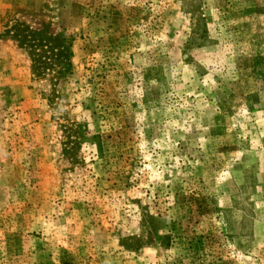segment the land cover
I'll use <instances>...</instances> for the list:
<instances>
[{"label":"rangeland","instance_id":"obj_1","mask_svg":"<svg viewBox=\"0 0 264 264\" xmlns=\"http://www.w3.org/2000/svg\"><path fill=\"white\" fill-rule=\"evenodd\" d=\"M0 264H264V0H0Z\"/></svg>","mask_w":264,"mask_h":264}]
</instances>
